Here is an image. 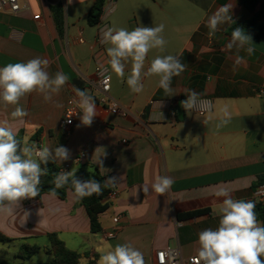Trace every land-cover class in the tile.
<instances>
[{
    "label": "crops",
    "instance_id": "obj_1",
    "mask_svg": "<svg viewBox=\"0 0 264 264\" xmlns=\"http://www.w3.org/2000/svg\"><path fill=\"white\" fill-rule=\"evenodd\" d=\"M94 1L22 0L20 12H0V67L40 57L49 61L50 76L62 71L69 77L49 102L40 92L22 97L19 106L28 112L22 121L11 117L15 105L0 101V123L7 121L16 136L24 132L23 142L66 147L70 158L56 163L61 172L76 169L77 177H114L115 183L108 185H114L118 196L99 214L98 232L91 230L87 211L71 189L63 199L45 193L23 200L11 213H0V233L11 240L0 242V264H49V235L79 253L81 264L95 255L98 264L101 252L117 244L137 248L145 264H156V253L167 248L179 250L184 258L197 255L199 232L219 224L223 197L215 193L223 188L233 199L253 201L264 178V95L259 94L264 86V34L257 38L264 17L242 25L264 0H258L253 12L242 0H107L99 24L90 26L87 16ZM230 3L234 24L220 25L210 36L208 18ZM36 15L41 18L34 20ZM159 24L164 25L165 50H151L143 71L157 55L168 54L177 55L186 70L173 77L170 95L158 87L159 77L143 74V91L133 93L127 85L131 63L123 80L118 78L108 63L110 45L99 46L98 36L113 26L131 31ZM236 27L251 36L246 46L254 49L251 55L227 47ZM93 52H101L98 59L109 65V95L126 116L98 103ZM76 89L95 99L97 115L91 126L81 124V112L72 126L61 124L68 100L79 101ZM191 91L212 101L211 112L201 115L181 107ZM224 109L230 121L217 128ZM80 154L86 158L77 161ZM159 176L174 181L164 195L151 189ZM115 217H120L118 224ZM112 232L113 238L105 236ZM24 245L40 250L23 259L19 252Z\"/></svg>",
    "mask_w": 264,
    "mask_h": 264
},
{
    "label": "clouds",
    "instance_id": "obj_2",
    "mask_svg": "<svg viewBox=\"0 0 264 264\" xmlns=\"http://www.w3.org/2000/svg\"><path fill=\"white\" fill-rule=\"evenodd\" d=\"M69 3L72 0H68ZM233 5L221 6L208 18L209 35H214L219 26L233 23L231 9ZM164 25L154 27L139 26L129 31L127 28L109 27L102 34L101 42L107 47L111 71L123 80L125 67L131 63V72L127 77V85L133 93L143 91L142 74L157 76L158 87L165 95L172 92L173 77L181 75L186 65L177 55H157L152 59L147 71L144 64L148 53L153 49L164 52L167 41L162 33ZM252 38L244 29L236 27L231 33L228 48L245 50L249 55L254 52L250 46ZM49 61L36 57L26 62L9 63L0 67V101L6 105H15L11 113L13 120L22 121L28 112L19 101L33 92H40L46 102L52 100L53 94H58L69 81L62 71L50 76L46 68ZM111 75L105 76L110 81ZM81 109V124L91 126L96 114L95 99L86 91L76 89ZM206 102L201 101L200 93L189 92L187 99L181 101V107L186 112H192L198 107L203 108ZM230 116L227 109L219 118L217 128L227 125ZM206 124L207 121L204 120ZM70 150L64 146L52 149L48 146H37L35 142H22L17 139L16 132L7 122L0 123V213H11L19 208L25 199L39 195L41 177L48 174L47 165L61 163L70 158ZM101 164L102 162L98 161ZM44 165V167H42ZM115 183V178H109L106 183ZM51 195H56V189L70 184L75 196L80 199L102 192L101 184L95 179L82 180L76 176V169L63 171L55 176ZM174 181L169 176H159L151 185V189L159 194H166ZM144 188V192H148ZM223 197L217 214L219 224L216 229L207 228L198 234L197 264H264V225L256 217L255 203L251 200L233 199L230 192L221 188L215 193ZM27 213V212H26ZM98 264H145L143 254L130 244H117L114 248L101 252Z\"/></svg>",
    "mask_w": 264,
    "mask_h": 264
},
{
    "label": "trees",
    "instance_id": "obj_3",
    "mask_svg": "<svg viewBox=\"0 0 264 264\" xmlns=\"http://www.w3.org/2000/svg\"><path fill=\"white\" fill-rule=\"evenodd\" d=\"M107 0H95L92 8L90 9L88 16H87V22L90 26H96L100 22V18L102 16L103 8L106 4ZM243 5L249 9L250 11H255L257 5L259 4L258 0H242ZM54 9H57L59 12V8L55 7ZM264 17V2L261 3L260 10L256 12L253 17L243 23L245 24H254L258 20ZM241 26V25H240ZM264 34V29L260 27L259 32L257 34V38H261ZM24 132H21L17 139L23 142ZM44 167V165H42ZM48 174L41 177L40 185L38 186L40 191L39 195L35 197V199H39L41 195L45 193H50V190L55 187L53 180L56 175H58L61 171L60 168L57 166L56 163H49L47 166ZM78 178L82 180L87 179H95L100 182L102 192L100 194H93L91 196H86L84 198H80L79 200L85 207L87 214L89 216L90 224H91V230L93 232H98L100 230V224L98 222V216L99 214L103 213L109 206V203L106 202V198L111 192V188L106 183V180L104 177L99 175L98 173L85 176L81 175L78 176ZM261 184L264 183V178L261 179ZM68 189H72L71 185H65L62 188L56 189V195L63 199L65 197L66 191ZM255 213L256 216L262 221L264 225V204L255 205ZM195 214H187L186 216H194ZM11 241L9 238H7L5 235L0 233V242H9ZM40 248L33 246L30 247L28 245H24L20 252L19 256L23 259H29L33 255L37 254L39 252ZM45 251L47 254L52 256V260L49 262V264H81L80 259L81 255L75 251H70L65 247V244L60 241L56 235H49V246L45 248ZM98 256H94V260H91L87 264H96L95 259Z\"/></svg>",
    "mask_w": 264,
    "mask_h": 264
},
{
    "label": "built area",
    "instance_id": "obj_4",
    "mask_svg": "<svg viewBox=\"0 0 264 264\" xmlns=\"http://www.w3.org/2000/svg\"><path fill=\"white\" fill-rule=\"evenodd\" d=\"M22 0H0V12L13 13L16 14L21 11L23 6L21 5ZM104 11V9H103ZM34 20H39L41 18L40 15H36L33 17ZM102 35L98 36L97 44L99 46H103L101 42ZM101 52H93V57L98 59V54ZM95 74L98 80V87L100 97L98 98V103L104 106L108 112L112 114H121L122 116H126V111H123L119 108V106L111 99L109 93L111 89V80L105 81V76L111 75V71L109 65L106 62H103L102 59L97 61ZM259 94L264 95V86L259 90ZM201 101L206 102V106L203 108L198 107L196 110H193V113L197 114H206L211 112L212 110V101L208 98H200ZM79 101L74 98H70L67 102V108L65 110L64 119L61 121V124L64 127L72 126L75 122V119L78 117L80 111ZM175 113H172L174 116ZM86 154H80L76 160L85 159ZM111 192L106 198V202L110 203L112 200L116 199L118 196V192L113 184L110 185ZM253 202L255 205L264 204V183L258 185L253 193ZM120 217L113 218V222L115 224L119 223ZM105 236L107 238H113L115 236L114 232L106 233ZM156 264H197V255H193L187 258L181 256L179 250L167 248L164 250H160L156 253Z\"/></svg>",
    "mask_w": 264,
    "mask_h": 264
},
{
    "label": "rangeland",
    "instance_id": "obj_5",
    "mask_svg": "<svg viewBox=\"0 0 264 264\" xmlns=\"http://www.w3.org/2000/svg\"><path fill=\"white\" fill-rule=\"evenodd\" d=\"M0 246H4V244L3 243H0Z\"/></svg>",
    "mask_w": 264,
    "mask_h": 264
}]
</instances>
